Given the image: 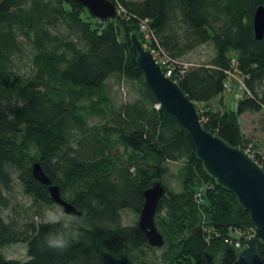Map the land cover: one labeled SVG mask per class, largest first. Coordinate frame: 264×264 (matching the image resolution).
Returning a JSON list of instances; mask_svg holds the SVG:
<instances>
[{"label":"trees","instance_id":"obj_1","mask_svg":"<svg viewBox=\"0 0 264 264\" xmlns=\"http://www.w3.org/2000/svg\"><path fill=\"white\" fill-rule=\"evenodd\" d=\"M113 1L124 12L95 19L76 0H0V264H234L256 230L250 213L208 173L184 125L158 107L131 36L192 63L185 73L177 64L172 79L196 102L205 128L264 166L240 121L243 113L264 112V39H256L253 23L264 0ZM141 19L159 44L143 38ZM208 45L207 60L186 61ZM233 69L246 90L231 109L224 99ZM111 77L141 82L142 95L91 125L83 103L99 106ZM33 161L81 212L73 226L84 235L65 250L46 245L60 224L48 222L44 208L55 203L35 179ZM169 161L184 162V189L168 190L158 207L155 222L167 243L159 256L138 222L122 224V211L141 213L145 192L163 181ZM16 183L29 205L16 199ZM21 243L25 259L3 254ZM258 250L264 260V244Z\"/></svg>","mask_w":264,"mask_h":264},{"label":"water","instance_id":"obj_2","mask_svg":"<svg viewBox=\"0 0 264 264\" xmlns=\"http://www.w3.org/2000/svg\"><path fill=\"white\" fill-rule=\"evenodd\" d=\"M88 9L95 19H114L119 7L113 0H76ZM256 39H264V4L255 10L253 19ZM133 46L138 51V64L143 71L144 81L155 102L166 112L171 113L184 125L191 135L198 158L206 170L214 176L222 187L228 188L238 198L239 205L248 210L255 225V233L248 237L247 246L240 250L234 264H264L258 250L264 244V166L246 149L231 145L220 135L207 130L201 120V114L195 101L183 91L178 82L168 77L147 49L137 33L131 36ZM31 170L35 179L48 187L53 202L71 216H81L74 204L61 194L60 187L52 183L45 173L43 164L33 161ZM167 194L162 180H157L145 192V203L139 216V227L146 235L148 244L153 247H165V234L160 232L155 222L161 199Z\"/></svg>","mask_w":264,"mask_h":264},{"label":"rangeland","instance_id":"obj_3","mask_svg":"<svg viewBox=\"0 0 264 264\" xmlns=\"http://www.w3.org/2000/svg\"><path fill=\"white\" fill-rule=\"evenodd\" d=\"M213 54V49L211 46H201L197 49V51L186 56V61H204L208 59V56ZM30 65L27 61L24 64L23 70L29 69ZM232 92L234 94L235 99H239L240 94H244L245 81L244 77L239 73L237 69H233L231 75L228 80ZM106 87L104 89V93L106 94V99H101L99 106L95 105L93 101L90 99L85 100L83 103L86 108L87 117L89 123L92 125H100L102 122L109 120L111 107L115 105L119 107L123 105L124 102L130 101L135 97H140L142 95L143 87L141 82L138 81H128L125 79L119 80L118 78L111 77V79L107 80ZM229 94L227 93V97ZM243 96V95H242ZM95 98V97H94ZM233 105V106H232ZM229 104L228 106L234 108L235 102L233 104ZM242 131L245 132L249 142L254 145V150L259 151L264 154V112L260 113H243L240 117ZM123 149V148H122ZM130 153V152H129ZM184 162H168L165 163L163 168H165V173L163 176V183L168 190L171 192H181L184 188L182 187L181 182V173H183ZM168 195V194H167ZM16 199L18 202L20 201L22 205L27 206L30 204L31 198L24 194L23 187L19 183H16ZM44 211H46V216H55L57 213H64L65 216L67 214L62 210V208L54 204L52 207H45ZM123 219L122 224L129 226L131 224H135L138 222L140 214L131 211L129 208L122 211ZM7 214V213H6ZM40 218H36L38 222ZM233 237H240L241 233L239 231L232 232ZM167 246V245H166ZM166 246L162 247V249L157 248V255L162 256V252L166 250ZM3 254L11 259H25L26 258V249L23 243L10 245L9 247L4 248Z\"/></svg>","mask_w":264,"mask_h":264},{"label":"clouds","instance_id":"obj_4","mask_svg":"<svg viewBox=\"0 0 264 264\" xmlns=\"http://www.w3.org/2000/svg\"><path fill=\"white\" fill-rule=\"evenodd\" d=\"M48 222L60 224L58 228L51 231L46 236V245L50 249L62 251L71 247L74 243L81 240L84 235L79 228L73 226L71 214L65 216L64 213H57L55 216L48 217ZM83 221H76L82 223Z\"/></svg>","mask_w":264,"mask_h":264},{"label":"built area","instance_id":"obj_5","mask_svg":"<svg viewBox=\"0 0 264 264\" xmlns=\"http://www.w3.org/2000/svg\"><path fill=\"white\" fill-rule=\"evenodd\" d=\"M124 12V8L121 7L119 5V12H118V15L123 13ZM138 28H139V31L141 33V35H143V38H145V40H147L148 42H153V41H156V43L159 44L158 42V39L155 38V34H154V30H152V28L150 27V21L148 19H141L138 23ZM144 43V42H143ZM152 51V50H151ZM153 55L155 56V59H157V62L160 64L161 68L164 70V72L166 73V75L168 77H171L173 76L175 70H176V65H180V67H182L181 69V73H185L186 70L192 66L193 64L192 63H183V62H180L179 60H174L172 59L169 54L166 53L165 50H157V49H154L152 51ZM231 72L230 71L228 73V77H230L231 75ZM225 88L228 90V91H231V87H230V84L229 82H226L225 84ZM246 90V89H245ZM244 90V91H245ZM243 95V94H242ZM242 95L240 94V98H242ZM159 107V105H158ZM248 151V150H247ZM249 152V151H248ZM237 247H241V244L238 243L236 245Z\"/></svg>","mask_w":264,"mask_h":264},{"label":"crops","instance_id":"obj_6","mask_svg":"<svg viewBox=\"0 0 264 264\" xmlns=\"http://www.w3.org/2000/svg\"><path fill=\"white\" fill-rule=\"evenodd\" d=\"M227 93L229 94V96L227 97ZM235 97H237V96H235ZM235 97H234V94H233V92H232V90L231 91H226L225 92V102H226V105L228 106L229 104H233L234 102H235ZM213 104L215 105V107H218V105H219V101L217 100V101H214L213 102ZM233 106V105H232Z\"/></svg>","mask_w":264,"mask_h":264}]
</instances>
